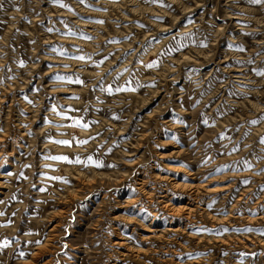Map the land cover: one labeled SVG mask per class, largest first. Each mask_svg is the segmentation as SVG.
Segmentation results:
<instances>
[{
  "label": "rangeland",
  "instance_id": "1",
  "mask_svg": "<svg viewBox=\"0 0 264 264\" xmlns=\"http://www.w3.org/2000/svg\"><path fill=\"white\" fill-rule=\"evenodd\" d=\"M0 264H264V0H0Z\"/></svg>",
  "mask_w": 264,
  "mask_h": 264
},
{
  "label": "snow or ice",
  "instance_id": "2",
  "mask_svg": "<svg viewBox=\"0 0 264 264\" xmlns=\"http://www.w3.org/2000/svg\"><path fill=\"white\" fill-rule=\"evenodd\" d=\"M81 59H82V57H81Z\"/></svg>",
  "mask_w": 264,
  "mask_h": 264
}]
</instances>
